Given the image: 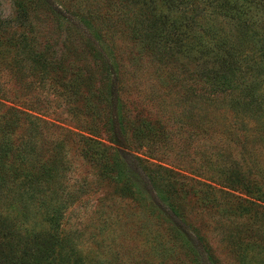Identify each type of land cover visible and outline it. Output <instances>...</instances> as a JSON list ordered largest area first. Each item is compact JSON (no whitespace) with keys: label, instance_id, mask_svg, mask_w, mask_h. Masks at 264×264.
<instances>
[{"label":"trees","instance_id":"trees-1","mask_svg":"<svg viewBox=\"0 0 264 264\" xmlns=\"http://www.w3.org/2000/svg\"><path fill=\"white\" fill-rule=\"evenodd\" d=\"M60 1L11 0L12 18L0 17V64L8 61L11 72L22 82L24 76L30 75L39 84L48 82L59 95L65 94L79 109L73 110V114L83 115L77 118L79 131L30 114L28 110L34 107L28 98L19 103L25 110L16 103L5 106L0 112V200L8 201V188L14 195L21 188L15 185L18 164L26 163V158L32 156L36 139L42 145L46 142L39 127L44 123L43 128L52 126L66 134L65 143L72 142L70 135L78 136L80 151L101 167L102 176L116 180L125 193L135 198L142 191L130 167H139L165 202L167 212L184 220L186 186L179 187L173 182L179 179L171 169L138 155L145 147L148 151L145 152L154 156L155 146L166 145L171 131L161 118L134 113L129 105L127 79L120 75L127 65L114 55L123 54L121 39L127 38L138 43L141 53L156 62L194 60L195 73L209 82V131L222 133L224 129L218 125L220 117L213 115L220 110L224 113L230 110L234 116L238 113L264 116V0H119L122 15L116 19H109L113 14L107 11H95L88 1ZM195 2L209 7V18L213 17L202 35L190 33V27L180 22L181 17L189 15L188 7ZM45 24H54L55 36L49 35ZM61 32L65 37L58 53L56 45ZM104 49L108 51L106 54ZM136 58L132 56L129 60L137 61V66L139 57ZM220 92H227L228 98L215 95ZM0 96L5 95L0 91ZM14 130L24 133L22 142L13 140ZM58 147L52 151L50 144L48 151L54 153ZM61 161L62 158L54 156L40 170L26 169L22 186L28 184L32 190H27L29 194L20 210H14L15 205L9 203L5 207L0 205V264H87L77 235L62 226V207L38 202L37 212L28 205L35 198L34 191L59 173ZM218 172L228 180L222 186L239 188L247 196L212 187L225 194L223 204H227L228 214L232 215L228 218L232 221L229 241L236 260L239 264H264V195H258L262 183L250 182L247 175L235 169ZM254 192L260 198L259 203L250 199ZM28 211L39 215L38 221L27 223ZM165 222L174 241L187 251L189 242L182 231L172 220Z\"/></svg>","mask_w":264,"mask_h":264},{"label":"rangeland","instance_id":"rangeland-1","mask_svg":"<svg viewBox=\"0 0 264 264\" xmlns=\"http://www.w3.org/2000/svg\"><path fill=\"white\" fill-rule=\"evenodd\" d=\"M87 1L97 12L102 10L112 13L109 19L122 15L119 13L122 8L119 7V0H113L112 3H109L110 0H82V3ZM187 13L188 16L180 18L182 25L190 27V33L202 35L203 31L206 32L213 18H209V7L195 2L190 4ZM12 16L11 0H0V17L10 19ZM47 27L49 35L55 36L54 24ZM64 37L63 32L58 36V53L62 49ZM121 40L124 41L121 49L123 54L114 57L120 63L125 60L127 65L120 75L127 79L131 109L149 118L165 120L171 131L170 141L164 146L162 143L157 144L154 156H150L145 147L139 150L138 155L171 169L179 179H173V182L179 187L186 186L188 193L183 204L186 214L184 220L167 212L165 202L157 196V191L139 167H130L133 174L129 172L142 191L135 198L125 193L116 180L102 176L101 167L80 151L78 136L70 135L72 142L68 140L65 143L66 134L52 126L43 128L46 127L44 123H40L39 127L46 142L40 144L37 137L32 156L26 158V163L18 164L15 185L19 184L21 188L15 195L8 188V201L1 199L0 205L5 207L9 203L15 205L14 210H20L25 205V196L29 194L27 190H32L28 184L22 186L26 169L40 170L42 164L46 162L47 165L54 156H59L62 158L59 173L44 182L38 191H34L35 198L28 205L30 210L36 209L37 212L40 206L38 202L60 205L62 226L65 231L77 235L87 264H239L229 241L232 221L228 218L232 215L228 214L227 204H223L225 194L212 187L245 197L239 188L235 190L222 186L228 180L223 179L224 174L218 170L222 169L224 173L235 169L247 175L250 182L262 183L258 195H264V116L239 113L234 116L230 110L225 113L220 110L213 115L220 117L218 125L224 130L222 133H210L207 100L209 82L204 76L195 73V61L156 62L148 54L141 53L139 44L134 40ZM104 52L106 54L107 49ZM183 55L182 52L181 57ZM132 56H137L136 59L139 57L137 66V61L129 60ZM206 61L209 65V59ZM0 65V91L5 95L0 96V112L5 106L15 103L18 108L25 110V106L19 103L28 98L34 107L28 110L30 114L79 131L77 118L83 115L73 114L77 107L66 99L65 94L59 95L48 82L39 84L36 77L30 75L23 77V83L11 72L8 61L3 60ZM25 84H29V87L25 88ZM199 94L200 110L197 108ZM187 95L193 99L190 101ZM215 95L220 99L228 98L227 92ZM13 133L16 143L23 141V132L14 130ZM252 134L255 135L254 139L251 138ZM49 143L52 151L59 145L54 153L48 151ZM133 153L136 154L135 151ZM216 196L219 199H215ZM250 199L255 200V203L260 201L255 192ZM31 212L26 214L27 223L34 219L38 221L39 215ZM165 219L172 220L174 226L182 231L189 242L187 251L166 230L168 225Z\"/></svg>","mask_w":264,"mask_h":264}]
</instances>
